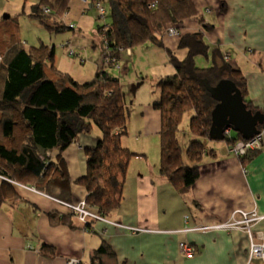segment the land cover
<instances>
[{
    "label": "trees",
    "instance_id": "16d2710c",
    "mask_svg": "<svg viewBox=\"0 0 264 264\" xmlns=\"http://www.w3.org/2000/svg\"><path fill=\"white\" fill-rule=\"evenodd\" d=\"M89 2L93 6L98 2L104 9L100 16L105 14L101 2L109 9L110 21L99 26L98 31L106 46V61L113 67L119 66L121 49L151 44L167 50L174 72L155 83L159 96L153 103L161 113L159 172L179 193L189 192L199 176L200 160L206 152L204 139L209 137L212 112L217 104L208 86L232 81L249 109L263 117L264 109L250 104L241 71L225 61L218 48L211 47L201 29L180 30L184 20L202 19L195 0ZM68 5L69 0H39L30 6L29 15L51 32L74 30V24L64 21ZM12 18L0 20V194L4 190L16 197L12 182H18L55 199L72 201L70 176L62 153L77 135L95 129L100 135L94 146L85 149L86 171L75 183L85 189L83 198L87 204L105 218L121 202L128 162L136 155L121 139L127 132L128 110L120 78L100 67L91 79L76 80L55 65L53 46L39 42L25 47L15 32ZM169 27L178 31V49L186 50L183 57L164 44L163 36L168 34ZM211 27L204 23L206 30ZM197 57L208 59L210 64L198 65ZM186 112H191L190 138L182 145L177 132ZM263 128L264 120L257 124L256 130L262 133ZM223 138L228 142L248 139L238 132ZM259 149L240 156L241 162L246 164ZM50 154L54 156L51 158ZM48 216L54 226L84 229L91 226L88 220H78L80 225H76V216L70 212L53 211ZM39 251L50 259L57 252L45 242ZM93 259L94 264H124L104 244L93 251Z\"/></svg>",
    "mask_w": 264,
    "mask_h": 264
},
{
    "label": "crops",
    "instance_id": "0c3cea01",
    "mask_svg": "<svg viewBox=\"0 0 264 264\" xmlns=\"http://www.w3.org/2000/svg\"><path fill=\"white\" fill-rule=\"evenodd\" d=\"M38 1L0 0V16L11 18L20 14L26 5L30 7ZM79 1L93 6L89 0ZM195 3L202 19L188 18L180 25V30L201 29L211 47L218 48L223 58L227 57L224 60L241 71L250 104L264 109V0H195ZM69 5L64 14L67 24L78 19L72 16ZM84 10L82 8V12ZM204 23L210 24L211 29L206 30ZM38 40L36 44L43 42L42 38ZM163 41L170 50H180L177 35L165 34ZM155 49L153 52L158 55L159 50ZM160 49L164 62L171 68L165 75L172 74L174 67L169 54L166 49ZM124 52V58L128 59L124 61L125 72L118 74L121 87L130 81L127 75L133 49L119 52V60ZM205 61L210 64L208 59ZM102 66L99 63L97 68ZM122 88L124 99L126 94L132 96L131 102L125 99L128 121L135 106L138 131L135 137L156 138L158 135L160 143L161 113L153 106L159 89L155 84L154 91L140 92L143 88L136 85ZM127 134L128 126L121 138L125 146L130 145L125 140ZM99 135L97 130L83 132L62 153L70 176L72 202L85 196V189L75 180L86 171L85 149L94 146ZM262 137L261 148L246 164L229 152L231 142L208 137L211 141L206 143V152L201 157L199 176L185 194L179 193L160 174L159 160L152 169L138 167L129 177L126 174L118 207L105 218L89 219L90 229L51 225L49 212L68 213V210L36 188L12 182L16 197L12 193L7 195L4 190L0 194V264H67V259L72 257L78 258L80 264H94L93 251L101 244L107 245L124 264H248L249 239L244 230L193 228L225 222L236 209H255L262 218L254 222L252 228L264 233V128ZM142 153L137 156L143 157L145 153ZM75 224L80 225V222L76 219ZM43 242L56 248L54 258L40 253ZM180 243L194 247L195 253L184 255L179 249Z\"/></svg>",
    "mask_w": 264,
    "mask_h": 264
},
{
    "label": "rangeland",
    "instance_id": "374dc122",
    "mask_svg": "<svg viewBox=\"0 0 264 264\" xmlns=\"http://www.w3.org/2000/svg\"><path fill=\"white\" fill-rule=\"evenodd\" d=\"M101 5L105 8L104 16L99 15L95 6L90 7L88 3L85 4L79 0H72V4L69 5V9L72 10V16H78V19L76 22H69V24H75L74 30L69 29L63 32H51L40 25L39 19H33L32 16L29 15L30 7L27 5L25 9L20 10V15L13 16V18H11L13 19L12 21L14 23L13 27L15 28V32L22 40L25 47L37 45L36 43L39 41L38 39L42 38L45 44L50 47H54L53 61L55 65L59 69L69 72L76 80L79 79L80 81H87L91 79L94 76L99 63H101L103 65L102 68L110 72V74L119 76L118 74L125 72L126 68L124 67V61L128 59V57L125 59V52L122 53L120 60L117 59V64L119 65L117 68L113 67L106 61V46L104 44L103 36L98 31V27L110 21V18L107 4L105 2H101ZM82 8L85 9L83 12ZM23 11L24 13H22ZM1 19L2 16H0V20ZM34 22L36 24H33ZM1 25L2 24H0V26ZM147 45L133 47V54L129 60L130 64L128 66L129 73L127 75V77L130 78V81L123 84L122 87L130 86L131 88L132 85H134V87L136 85L137 88H139V86L143 88H140V92H143L145 89H150L151 91L153 90L154 84L158 82L160 76L163 77L171 71L169 63L164 62L163 51L160 48L158 49L156 46L153 47L154 45ZM155 48L159 50L158 55L153 52V50H156ZM68 49L72 50L74 53L73 56L68 54ZM122 50L124 49H121L119 52ZM185 53V49L176 51V55L179 57H183ZM127 56L130 55L127 54ZM118 57H120V55H118ZM196 61L200 66L207 65L204 58L199 57ZM156 77L157 79L154 80ZM133 78H136L135 81H133ZM122 91H124V88H122ZM128 92L130 93L129 89ZM146 95L147 92L143 94V97ZM138 96L141 95L138 93ZM125 99L126 101L129 99L131 102L132 96L130 94H126ZM131 110V120L128 121L127 116L128 134L126 135L125 140L130 142V145L127 146L136 155L129 159L126 170L128 177L132 174V171H135L138 167L148 169L155 167L156 162L158 163L160 153L158 135L156 138L135 137L138 134V131H136L135 128L137 123V119H135V117H137L135 106H132ZM190 114L191 112H186L184 114L177 132V137L182 145H185L190 138L188 131ZM95 131L96 130L94 129V132ZM231 134H235V131L232 130ZM224 135H226L225 132ZM204 140L205 143L211 141L208 138H205ZM140 148L145 150H138ZM140 152L145 153L144 155L143 153L141 154L143 157L137 156ZM93 211L95 212V210ZM68 261L69 259H67V262ZM78 264H80V262Z\"/></svg>",
    "mask_w": 264,
    "mask_h": 264
},
{
    "label": "built area",
    "instance_id": "2783aa9c",
    "mask_svg": "<svg viewBox=\"0 0 264 264\" xmlns=\"http://www.w3.org/2000/svg\"><path fill=\"white\" fill-rule=\"evenodd\" d=\"M86 2L87 0H82ZM95 7L100 15L103 14L104 9L100 7L97 2ZM72 26V25H71ZM167 33L170 35H177L178 31L174 27H169ZM69 54H73L71 49H68ZM227 60V57H224ZM225 134L229 135V128L225 130ZM262 146V133H257L253 135L251 138L246 140H235L229 145V152L235 154L240 157L248 153L250 150L259 149ZM1 177V176H0ZM57 202L62 204L70 213H74L76 218L81 222H86L89 219H102L103 217L97 213V211H93L84 198L76 201V202H66L56 199ZM262 216L257 214L255 209L244 210V209H236L232 212L231 217L225 221L220 222L213 225H202L197 226L193 229H232V228H240L244 230L249 239V248H248V264H264V233L259 230H254L252 228L254 222L260 220ZM180 251L186 255L191 256L195 253V248L189 246L186 243L179 244ZM80 262L77 258H69L68 264H78Z\"/></svg>",
    "mask_w": 264,
    "mask_h": 264
},
{
    "label": "water",
    "instance_id": "95a60500",
    "mask_svg": "<svg viewBox=\"0 0 264 264\" xmlns=\"http://www.w3.org/2000/svg\"><path fill=\"white\" fill-rule=\"evenodd\" d=\"M208 90L217 100L212 112L209 138H223L228 128L248 139L249 136L251 138L259 133L256 127L258 123L263 122L264 117L261 113L253 112L247 107L234 82L223 80L214 87L208 86Z\"/></svg>",
    "mask_w": 264,
    "mask_h": 264
},
{
    "label": "bare ground",
    "instance_id": "6f19581e",
    "mask_svg": "<svg viewBox=\"0 0 264 264\" xmlns=\"http://www.w3.org/2000/svg\"><path fill=\"white\" fill-rule=\"evenodd\" d=\"M231 131V129H229ZM224 139V138H223ZM236 140H240V139H236ZM243 140V139H242ZM235 141V140H234ZM262 144H263V137H262ZM235 155V154H234ZM236 156V155H235ZM238 157V156H237Z\"/></svg>",
    "mask_w": 264,
    "mask_h": 264
}]
</instances>
